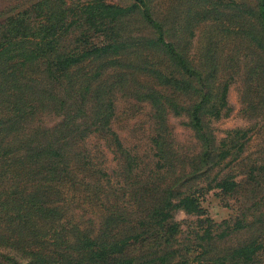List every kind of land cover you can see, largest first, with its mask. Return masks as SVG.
<instances>
[{
	"label": "trees",
	"instance_id": "trees-1",
	"mask_svg": "<svg viewBox=\"0 0 264 264\" xmlns=\"http://www.w3.org/2000/svg\"><path fill=\"white\" fill-rule=\"evenodd\" d=\"M83 6L77 21L60 17L25 32V40L0 38V264H67L70 254L64 243L70 241L88 246L85 264H142V258L151 264L157 251L172 255L169 248L178 231L175 209L203 210L193 190L174 193L163 182L155 191L163 174L151 169L141 175L135 172L132 152L123 146L111 121L117 93H131L151 104L156 153L164 157L167 170L173 158L161 132L166 111H185L200 144L189 162L190 175L197 170L208 176L229 152L221 147L223 141L216 143L208 123L228 114L232 74L218 79L215 57L193 61L187 27H174L148 0L127 5L90 0ZM248 20L257 58L245 68L243 82L262 95L264 0H257ZM70 27L82 30L69 44L62 43ZM135 80L133 88L129 83ZM47 115L58 119L48 124L42 120ZM92 135L104 138L116 155V181L102 165L104 151L97 143L89 145ZM241 183L228 172L215 184L223 191L239 192ZM73 191L97 212V219H89L88 225L70 222L62 209L61 202ZM239 201V209L240 205L246 209V199ZM37 210L44 214L46 228L32 219ZM54 210L58 238L55 231L49 234V211ZM249 221L242 217L237 226ZM20 222L28 223L27 233L13 232L12 226ZM220 233L217 237L225 236ZM263 233L261 229L254 236ZM215 239L211 235L209 242ZM138 243L147 246L144 255L135 252ZM263 249L262 239H244L232 253L216 255L213 261L264 264ZM43 256L49 259L42 260Z\"/></svg>",
	"mask_w": 264,
	"mask_h": 264
},
{
	"label": "rangeland",
	"instance_id": "rangeland-1",
	"mask_svg": "<svg viewBox=\"0 0 264 264\" xmlns=\"http://www.w3.org/2000/svg\"><path fill=\"white\" fill-rule=\"evenodd\" d=\"M88 1L90 0H0V38L8 35L16 41L25 40V32L34 31L44 23L56 22L60 17H63L65 22L77 21L82 14L83 5ZM106 1L123 5L132 2V0ZM148 1L154 5L156 11L167 15L174 27L177 29L180 25L187 27L185 35L187 49L194 62L203 63L215 57L218 63L217 78L229 77L232 74L227 91L230 106L228 114L211 118L208 123L215 134L216 143L219 145L223 141L221 147L229 152L218 165L215 164L208 176L197 170L190 175L189 162L199 151L200 144L185 111L181 114L166 111L164 116L165 124L161 132L164 135L165 147L170 150V156L173 158L172 166L167 170L164 157L156 153L158 148L154 139L157 131L154 127L151 104L140 101L131 93L116 94L111 121L123 146L132 152L133 165L137 163L135 172L141 175L151 169L160 175L163 174L164 176L155 182V191L160 190L163 182L170 184L174 193L193 190L203 209L199 213L187 212L182 208L175 209L174 219L178 223V231L172 241V248H169V251H173L172 255L157 251L151 256L155 258L150 263L223 264V259L213 261V258L216 255H229L235 247L243 243L244 239H262L264 243V233L254 236L259 230L264 229V79L260 83L263 88L262 91L259 90L262 93L260 95L245 86L242 76L245 68L257 58L251 37L252 23L250 24L248 20L256 10L257 0ZM133 25L137 27V24ZM80 30L81 27L71 28L62 43L69 44L80 34ZM97 37L102 39V35ZM97 37L93 40L97 41ZM129 84L135 88L137 81ZM56 119H58L56 116L47 115L42 120L51 124ZM105 141L104 138L92 135L89 138V145L97 143V147L104 151V155L101 156L102 165L112 177L110 180L116 181L117 178L114 176L117 172H114V169L118 165V160ZM228 172H231L237 181L242 182L238 186L239 192L223 191L216 186L217 179ZM109 175L104 176L105 179H108ZM158 184L160 186H157ZM74 198L78 200L73 201ZM80 198V192H69V198L61 202L62 209L70 222L75 225L77 222L88 225L89 219H97L95 215L97 212L89 207V202H82ZM242 198L246 199V209L245 206L241 208V205L239 209V200ZM36 214L32 217L34 222L46 228L44 214L39 210ZM49 214L51 215L49 234L55 231L58 238L60 235L56 210L49 211ZM242 217L250 221L246 226L238 227L237 221ZM28 229V223L23 222L12 226L15 233H27ZM221 231H224L225 236L217 237ZM33 233V229L29 230V237H32ZM154 233L160 236V230L157 229ZM211 235L216 237L213 242H209ZM71 238L73 239V235ZM64 244L68 247L67 253L70 254L67 264H85L89 261L88 246L78 247L74 241ZM146 249L145 244L138 243L135 252L144 255ZM163 255L164 258L161 257ZM79 256H82L81 260ZM41 259L49 258L43 256ZM144 261L142 258L141 263L144 264ZM230 261L226 260L227 263Z\"/></svg>",
	"mask_w": 264,
	"mask_h": 264
}]
</instances>
